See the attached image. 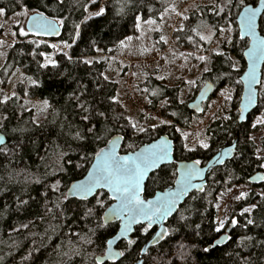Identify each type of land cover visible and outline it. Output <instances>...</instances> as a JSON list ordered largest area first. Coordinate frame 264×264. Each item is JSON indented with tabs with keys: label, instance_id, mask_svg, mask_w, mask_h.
<instances>
[{
	"label": "trees",
	"instance_id": "1",
	"mask_svg": "<svg viewBox=\"0 0 264 264\" xmlns=\"http://www.w3.org/2000/svg\"><path fill=\"white\" fill-rule=\"evenodd\" d=\"M174 1L135 0L128 7L125 0H106L105 14L89 19V9L97 7L92 5L91 0H65L63 6H58L56 0H0V7L5 8L6 17L22 11L23 5L30 13L38 10L53 19L63 18L61 36L46 40L63 46L65 42L72 45L68 53L72 60L59 52L56 57L57 67H41L45 55L54 53V49L45 43L28 42L29 38L36 36H24L17 30L18 42L10 48L5 64L0 69V80L4 87H7L15 71L22 69L37 84L28 91L24 87L20 88L19 95L47 100L49 104L48 111L39 123L35 121L33 110L28 109L19 96L13 97L6 104H0V133L7 137V144L2 147L5 150L0 151V264H95L97 257L106 250V241L115 236L119 228L118 223L110 224L107 228H96L97 218L103 216L112 201L104 192L99 197L105 203L101 209L95 203L97 197L89 201L74 198L65 201L60 198V194L67 193L70 184L88 172L93 160L85 163L80 157L85 153L91 157L94 151L106 146L107 139L117 135L124 137L122 153L135 151L167 135L176 144L177 161L199 160L202 164H206L219 149L238 140L235 157L212 172L204 192L191 194L168 223V236L150 249L144 264H264V197L261 198L256 192H251L232 205L231 215L238 223L231 233V240L223 247L204 251L224 233L214 230L218 219L216 204L219 194L228 192L236 184L247 185L255 173L263 170L261 165L264 164V158L258 157L257 150L264 152V138L256 144L250 139V134L252 118L264 109V88L260 87L258 109L247 123L238 124V114L235 112L228 122L217 121L208 128L207 133L211 136L208 149L198 148L189 152L182 148V138L177 127L187 129L197 114L192 113L186 104L180 103L179 88L166 87L152 80L147 83L153 99L152 109L157 110L161 102L167 101L161 114L172 120L173 124L154 131L149 129L135 137L125 119L126 111L116 99H112L116 98L118 84L104 79L108 60L83 63L85 58L98 55L97 48L105 54L110 53L108 49L114 50L120 40L133 35L136 32L133 27L136 14L142 15L144 19L159 21L165 9ZM257 2L245 0L248 5ZM232 3L238 5V0H232ZM241 10L239 6L231 8V20L235 25ZM76 24L81 26L78 38L74 31ZM223 24V14L216 16L210 7H204L202 13L196 11L188 17L186 30L178 36L186 46H190L186 44L187 41L205 45V41L199 40L192 30L196 29L203 34L210 26ZM260 30L264 35V16ZM247 46L248 41L240 38L234 44L233 53L243 63V52ZM225 72L228 75L218 80V74ZM242 73L243 70L232 71L223 58L216 56L212 72L207 73L204 79L214 83L216 92L227 84L239 85L237 81H240ZM81 104L89 112H85ZM100 112L105 113L108 119L99 116ZM89 113V120H83L82 117ZM4 116L7 119H3ZM93 124L97 129H111V135L102 133L98 141L91 136L83 142L74 138L76 131L83 133ZM81 144L87 147L82 148ZM175 177V164L161 168L149 179L145 198L171 185ZM57 181L60 191L54 192L51 186ZM258 187L264 188V183ZM57 204L61 205L63 212L56 207ZM89 207L94 209L96 216L85 218L84 213ZM245 208H251V211L244 212ZM181 216L185 219H180ZM249 219L254 223L247 224ZM24 224L28 227H21ZM142 229L143 226L136 229L134 245L128 247L127 242H123L119 246L125 253L121 261L105 264H135L143 246L156 231L149 229L144 233ZM86 240L92 243H86Z\"/></svg>",
	"mask_w": 264,
	"mask_h": 264
},
{
	"label": "snow or ice",
	"instance_id": "2",
	"mask_svg": "<svg viewBox=\"0 0 264 264\" xmlns=\"http://www.w3.org/2000/svg\"><path fill=\"white\" fill-rule=\"evenodd\" d=\"M58 6H63L65 0H56ZM91 2H95V0H91ZM135 0H125V4L128 7H131L134 4ZM260 7L251 6L245 3V0H238V5H233L232 0H220L219 3L212 5L213 14L216 16H221L223 14L224 24L210 26L208 28L207 34H201V32L193 29L192 31L196 32V35L199 37V40L205 41L207 43L212 42V38L216 37V34L219 33L222 40L217 41L216 47L212 48L210 51L217 57L223 58L224 62L228 64V68L232 71L239 72V68L237 67V62L233 60L231 54L226 52L220 44H232V39L228 34L231 31V8L232 7H242L243 11L238 13L239 19V38L244 40L248 38L251 40V47L248 51L244 52L243 55L248 57V71L244 73V76L241 78L244 82L247 83L248 88L245 95V101L241 105L238 110L239 119L244 121L246 119L244 113L245 111L254 104L256 98L260 95L255 86L259 85L264 88V80H261L257 76L258 66L261 63H264V37L257 35V17L264 14V0H259ZM46 6V5H45ZM22 11L17 13V15H29V9L23 5H21ZM169 9H165L168 11ZM85 11H87V7H85ZM105 8L101 7L96 12L92 13L89 17H99L105 14ZM151 11V8H149ZM171 11H176L175 6L171 7ZM5 14V8L0 7V15ZM178 16L183 15L181 12H176ZM184 19H188L187 16L183 17ZM163 14L160 16V20L163 21ZM142 24H146L149 26L156 25L157 21L155 19H144V17L140 14H136L134 16V30L140 31L142 29ZM31 25L32 31L35 35H40L41 33L47 35L51 33H58L60 27L64 25V19H50L45 16L42 11L33 10L31 15ZM80 24L75 25V37L78 38L80 36ZM183 27L177 29V31H183ZM21 35H28L23 28L20 30ZM13 36L16 35L15 32L12 33ZM133 36H126L123 40L119 41L120 47H127V42H131L133 40ZM161 40H165V37L161 36ZM192 40V37L188 38ZM165 42H167L165 40ZM5 41L0 40V46H2ZM35 43V42H34ZM53 48L56 45H52ZM65 48H71L72 45L65 42ZM97 52H100L101 49L97 48ZM109 52L112 49H108ZM207 51V50H206ZM3 55V53H0ZM43 55V54H42ZM64 55L72 60L71 56H68V53L65 52ZM183 55V54H181ZM191 55V53L189 54ZM195 59L201 64H203V73H211L212 67L209 64V57L206 55H196ZM85 64H92V60H84ZM51 64L52 67H57V62L50 57L45 58V63L41 65V67H48ZM228 73L225 72L223 74H218L217 79H223L224 76H227ZM162 78V77H161ZM29 82L32 85H36L37 81L32 79L31 77H27ZM104 79L107 80L108 77L104 76ZM241 81H237L240 83ZM185 83L189 86H194L196 84L195 80H187ZM205 83H207L205 81ZM145 92L148 89H144ZM207 89L201 92V100L206 98ZM155 95L156 93H152ZM17 94L13 92L11 96H16ZM25 95L27 93L25 92ZM182 95V93H181ZM219 95L223 98L224 102H230L232 100L231 90L223 89L220 90ZM11 97L9 95H4L2 99H0V104H6ZM115 101V97L112 98ZM183 99L180 100V103H183ZM151 103V101H149ZM167 103V101H165ZM43 105L45 108L48 107V101L44 100ZM81 108L84 109L85 112H89L87 108H84V105H80ZM196 111L203 112L204 109L200 108V106L194 105ZM91 113L89 115H84L82 117L83 120H89ZM99 116L104 117L105 120L108 117L105 116V113H98ZM175 115V113H173ZM147 118V117H145ZM3 119H7V116H4ZM130 126L131 132L133 135L137 133H146L149 131L148 128L141 125L138 121H134L131 117H125ZM152 119H157V117H152ZM223 119L229 120L230 116H224ZM161 124H168L167 120H160ZM203 123V121H201ZM257 125H264V114L258 116L254 123H252L251 127L256 128ZM152 130L154 131L156 125H151ZM179 131V129H177ZM102 133H108L111 135V129L105 127L104 129H97L96 125H91L86 128V130L82 133L81 131H76L74 134V138L78 141H86L89 136L92 137L93 140L98 141L102 138ZM181 135L185 136L187 139L186 133H181ZM123 136L117 135L113 139L106 140V147L100 148L98 151H94V154L90 157L87 153L82 155L80 158L88 163L90 160H94L95 162L91 165V170L88 171L87 177L83 180L72 183L68 188L67 193L61 192L60 198L62 200H69L70 198H77L80 201H86L89 196L97 197L95 200L96 205H99L101 209L105 207V203L103 199L99 197L103 195L104 190L107 192V196L110 200L115 201L116 203L112 204L106 212H104L102 217H98L96 221V228H107L112 221L120 222V231L114 237V239L119 240L124 238L127 240V246L130 247L136 243L134 239L128 238V234L133 231L134 225H143L144 233H147L149 229L156 223L166 221V219L171 216L174 212L178 211V201L181 197L187 195L192 188H196L198 191H203V187L201 185L193 184V180L199 177L202 174V169L198 168L201 162L199 160L195 161L191 165H185L180 172V177L175 181L177 187L175 191L169 189L163 192L156 193L153 199H144L142 198L144 192V182L148 177V174L153 170L159 168L162 164H164L167 160H170V145L167 138L161 137L159 140H156L153 143L147 144L144 147L140 148L139 151L129 152L127 155H120L117 151L118 144L121 140H123ZM197 144L200 148L208 149L210 147L207 142V137L201 139L197 138ZM4 144V137L0 136V145ZM80 147L85 148L87 145L81 144ZM132 147V145H129ZM184 147L188 151H195V147H188L187 144ZM233 148H229L228 152L233 151ZM4 148H0V151H4ZM259 151V149L257 150ZM224 155L227 153L221 154L216 158V163L222 164L224 163ZM71 163V161H68ZM80 165H76L79 167ZM264 167V165H261ZM175 175V173H173ZM264 179V177H261ZM52 191L57 192L60 191V184L57 181L55 184L51 186ZM247 194L241 192L237 199L246 196ZM20 203H27L26 201H20ZM57 208H61L60 204L56 205ZM254 207V206H253ZM219 208V205H217ZM251 208H245L244 212H250ZM61 212L63 209L61 208ZM85 218L96 216V213L93 208H87L84 213ZM180 219H185V217L181 216ZM228 221L225 219H217L215 231L220 232L222 229L226 227ZM231 225L235 226L238 222L235 218L231 219ZM254 221L249 219L247 224H253ZM23 228H27L28 225H21ZM199 227V226H197ZM18 230V229H17ZM94 231V230H90ZM168 234V230L164 227H161V231L157 233L156 243L159 240L163 239ZM79 235L78 233L76 234ZM247 239H251V237H247ZM86 243H92L91 240H86ZM107 244V258L115 260L117 256L123 257L125 253L123 251L114 252L113 248V239H108L106 241ZM220 244V240H216L211 247L215 248ZM145 253L147 249H143ZM205 252L210 251V248H205ZM95 264H104L102 259H96ZM143 264V262H140Z\"/></svg>",
	"mask_w": 264,
	"mask_h": 264
},
{
	"label": "rangeland",
	"instance_id": "3",
	"mask_svg": "<svg viewBox=\"0 0 264 264\" xmlns=\"http://www.w3.org/2000/svg\"><path fill=\"white\" fill-rule=\"evenodd\" d=\"M105 1L106 0H95L94 3L92 2V5H97V7H91L89 9V16L99 8H104ZM216 3H218V0H175L171 6L167 8L169 10L163 13V21L159 20L156 25L152 26L142 24V29L140 31L136 30V32L131 35L134 37L133 40L131 42L126 41L127 47L122 48L118 46L112 50L113 52L111 51L105 54L100 51L96 57L85 58V60L92 61L108 60V69L105 76L108 77L109 81L118 84L116 101L126 111L127 117H131L134 121H138L148 129H152L151 125L154 124L156 125L155 129L173 124L172 120L165 118L161 114V109L167 104L165 101L160 103L157 110L152 109L153 99H151L147 85L150 80L157 81L166 87L179 88L180 100L183 99L184 101L181 104L187 105L196 96L200 88L205 84L206 80L204 76L207 73L202 72L203 64L197 61L195 56H208L209 64L213 67L216 56L210 50L216 47L218 39L222 40V37L217 33L216 37L212 38L211 43L205 42V45L203 43L199 45L197 42L189 43L187 41L186 44L190 46H186L182 43V39L180 41L178 34L186 30L187 19H184V16L189 17L196 11L202 13V8L204 7H210L211 12H213L212 5ZM172 6H175L176 11H171ZM176 12H181L183 15L178 16ZM17 13L10 17H6L5 14L0 15V40L5 41V43L0 46V53H3V55H0V69L5 64L6 55L10 48L18 42L17 30L23 28L26 31L25 26L28 17L32 14L29 12V15L26 17L24 15H17ZM180 27H183L184 30L177 31ZM207 31L208 29H206L203 34L206 35ZM13 32L16 33L15 36L12 35ZM228 34L232 39V44L221 43L220 46L231 54L233 60L237 62L239 71L243 70L244 72L246 69L245 62L243 63V61L233 53L234 44L236 39L239 38L238 25L232 22L231 31ZM161 36L165 37L167 42L161 40ZM33 41L39 42L40 44H48L50 47L56 45L55 48L52 47L54 53L46 54L44 58L50 57L56 61L59 52L69 53V48H65L63 45H58L49 40H43L37 37L28 39V42ZM190 53L191 55H189ZM48 66H51V64ZM27 77L30 76L22 69H19L15 71L9 79L7 87H4L0 80V99H2L4 95H9L11 97L10 99H12L15 96H11V94L15 92L17 94L16 96L22 98L26 103L28 109L33 110L35 121L39 123L48 111L49 104L48 107L45 108L43 101L29 99L19 95L18 90L20 88L24 87L26 91H28L30 87L35 86L29 82ZM189 79L195 80L196 84L194 86L187 85L185 81ZM262 80H264V76ZM146 88L148 89L147 92L144 91ZM223 89L231 90L232 100L230 102L225 103L223 98L219 95L220 90ZM241 95V83H239V85L227 84L214 92L211 99L205 104V110L199 114V116L194 115L187 129L177 127L180 135L181 133L187 134V139H185V136L181 135L183 150L188 151L184 147L185 144H187L188 147H195V150L200 148L196 142L198 136L201 139L207 137V142L211 145V136L207 133L208 128L217 121L228 122L230 119H223L226 115L232 118L235 112L238 114ZM149 101H151V103H149ZM262 114H264V109L259 110L255 114L254 118L251 120V125L255 122L256 118ZM152 117H157V119H152ZM160 120H167L169 123L161 124ZM201 121H203V123H201ZM142 134L144 133H137L134 136L139 137ZM262 138H264V125H257L256 128H252L250 139L256 144H259ZM258 157L264 158V152L260 151V149L258 151ZM261 172L264 173V167ZM241 192L247 195L251 192H256L261 198L264 197V188L252 185L250 182H248L247 185H233L228 192L220 193L216 204V208L217 205H219V208H217L218 219H225L228 221L226 227L221 231L226 230L231 225L230 221L234 218V216L231 215V208L235 201L239 200L236 197H238ZM255 205L256 204L253 206L255 207ZM253 206L252 208H254Z\"/></svg>",
	"mask_w": 264,
	"mask_h": 264
},
{
	"label": "water",
	"instance_id": "4",
	"mask_svg": "<svg viewBox=\"0 0 264 264\" xmlns=\"http://www.w3.org/2000/svg\"><path fill=\"white\" fill-rule=\"evenodd\" d=\"M251 6H255V7H260V3H259V0L258 2L255 4V5H251ZM243 9L240 11L242 12ZM32 15V14H31ZM31 15L28 17V20H27V23H26V26H25V29H26V32H28L29 34H32V35H35L33 34V31H32V25H31ZM47 16V15H45ZM264 14L260 15L257 17V35L258 36H261V37H264V35L262 34L261 30H260V23H261V20L263 18ZM48 17V16H47ZM50 18V17H49ZM50 19H53V18H50ZM236 22H237V25H238V31H239V19H238V16H237V19H236ZM61 33H62V27H60L59 29V32L58 33H51V34H43L41 33L40 35H35L39 38H44V39H57L58 37L61 36ZM243 41H248V46L247 48L244 50V52L248 51L249 48L251 47V40L248 39V38H245ZM243 52V53H244ZM243 59H244V62L246 64V69L245 71L242 73L241 77H240V81H241V84H242V95H241V100H240V104H239V109L241 107V105L244 103L245 101V95H246V92H247V88H248V85L246 82H244L241 78L244 76V73L248 71V63H249V60H248V57H245L243 55ZM263 68H264V63H261L259 66H258V71H257V76L259 79H263ZM257 88V91L260 93V86L257 85L255 86ZM205 89H207L205 95H206V98L204 100H201V92L204 91ZM216 90V87L214 85V83H212L211 81H207V83H205L201 88L200 90L198 91V93L196 94V96L194 97V99L192 101H190L187 106H188V109L192 112V113H196V114H201L202 112H198L196 111L194 105H199L200 108L204 109V105L211 99V97L213 96L214 92ZM259 98H260V95L256 98L255 102L253 105H251L244 113L246 119L244 121H241L239 119V115H238V123L240 125L242 124H245L248 122L250 116L252 114H254L257 109H258V106H259ZM238 109V110H239ZM0 136H3L4 137V144L3 145H0V148H2L3 146H5L7 144V137L3 134V133H0ZM121 136V135H119ZM116 137V136H115ZM113 137V138H115ZM161 137H164V138H167L168 142H169V145H170V160H167L164 164H162L159 168L153 170L152 172H150L148 174V177L146 178L145 182H144V192H143V196L142 198L144 199H153L156 195V193L158 192H163L165 190H173L175 191L177 185L175 183V181L180 177V172L181 170L183 169V167L185 165H191L192 163H194L195 161H177L175 159V147H176V144L175 142L167 135H163ZM161 137L157 138L156 140H159ZM112 138V139H113ZM156 140L150 142V143H153L155 142ZM150 143H147V144H150ZM124 144V139L121 140L118 144V147H117V151L119 152L120 155H127L128 153H122V146ZM147 144H144L142 145L140 148L144 147L145 145ZM237 144H238V140L235 139L231 144L219 149V151L206 163V164H199L197 165L198 168H201L202 169V174L195 178L193 180V184H196V185H201L203 187V191H198L196 188H192L189 193L183 197H181L178 201V211L180 210V208L185 204V202L189 199V197L191 196V194H193L194 192H198V193H201V192H204L205 191V188L207 186V183H208V179H209V176L212 174V172L215 170V169H218V168H221L223 167L227 162L231 161L234 157H235V154L237 152ZM233 145H235V148L233 149V151L231 152H228V149L229 148H233ZM107 146V145H106ZM105 146V147H106ZM104 148V147H103ZM140 148H138L137 150L135 151H139ZM224 153H227V155H224V163L222 164H218L216 163V158L221 155V154H224ZM95 161L93 160L92 163H94ZM176 164V167H177V175H176V178L173 182L172 185L168 186L167 188L163 189V190H159L157 191L152 197L150 198H145V192H146V186H147V183L149 181V179L151 178V176L155 173H157L161 168L163 167H167V166H171V165H174ZM92 165V164H91ZM89 170H91V166L89 168ZM88 170V171H89ZM87 174L88 172L85 174L84 177H82L81 179H78L72 183H75L77 181H80V180H83L87 177ZM261 177H264V173L263 172H257L255 173L250 179H249V182L252 184V185H261L264 183V179H261ZM71 183V184H72ZM70 184V186H71ZM69 186V187H70ZM105 193L106 190H104ZM95 196H89L88 199L86 201H89L91 199H93ZM74 199H77V198H74ZM79 200V199H78ZM112 204L116 203L115 201L111 200ZM110 205V206H111ZM108 206L104 212H106L108 210V208L110 207ZM177 212H174L171 216H169L166 221H162V222H159V223H156L152 226V228L150 230H153V229H156V231L153 233V235L148 239V241L145 243V245L143 246L142 250L143 249H147V252L145 253L144 251L141 250V253H140V257H139V260L135 263V264H140V262H143L144 264V261H145V257L147 256L148 252L150 251V249L152 247H155L157 245H159L169 234V230H168V223L170 222L171 219H173L176 215H177ZM104 214V213H103ZM113 223H118L119 224V228H118V231L117 233L115 234V236L119 233L120 231V222L119 221H112L110 224H113ZM140 226H143V225H134L133 226V231L131 233L128 234V238L130 239H133L134 238V235L136 233V229ZM161 227H164L168 230V234L161 240H159L158 243H156V239H157V233H159L161 231ZM236 227L233 226V225H230L227 230L217 239V240H220V244L216 247H223L225 246L230 240H231V233L232 231L234 230V228ZM113 236L111 239H113V248L112 250L114 252H120L121 250L119 249V246L123 243V242H127L126 239L124 238H121L119 240H116L114 239ZM210 249H212V247L210 246L209 247ZM106 252H107V247H106V250L104 252V254L100 255L97 257V259H102L104 261V264L105 263H109V262H118V261H121L123 257H119L117 256L115 260H112V259H108L107 258V255H106Z\"/></svg>",
	"mask_w": 264,
	"mask_h": 264
},
{
	"label": "flooded vegetation",
	"instance_id": "5",
	"mask_svg": "<svg viewBox=\"0 0 264 264\" xmlns=\"http://www.w3.org/2000/svg\"><path fill=\"white\" fill-rule=\"evenodd\" d=\"M193 99H194V98H193ZM193 99H192V100H193ZM259 99H260V98H259ZM192 100H191V101H192ZM240 100H241V99H240ZM239 104H240V102H239ZM187 107H188V106H187ZM238 109H239V106H238ZM204 110H205V105H204ZM197 115H199V114H197ZM238 115H239V114H238ZM237 122H238V117H237ZM238 124H239V123H238ZM232 142H233V141H232ZM230 144H231V143H230ZM226 146H227V145H226ZM237 146H238V144H237ZM224 147H225V146H224ZM222 148H223V147H222ZM201 164H202V163H201ZM175 165H176V164H175ZM176 171H177V167H176ZM176 175H177V172H176ZM175 178H176V177H175ZM174 180H175V179H174ZM173 182H174V181H173ZM172 184H173V183H172ZM172 184H171V185H172ZM169 186H170V185H169ZM167 187H168V186H167ZM167 187H166V188H167ZM164 189H165V188H164ZM161 190H163V189H161ZM157 191H159V190H157ZM157 191H156V192H157ZM226 230H227V229H226ZM226 230H224L223 232H225ZM133 239H134V238H133ZM119 249H120V248H119ZM120 250H121V249H120Z\"/></svg>",
	"mask_w": 264,
	"mask_h": 264
}]
</instances>
